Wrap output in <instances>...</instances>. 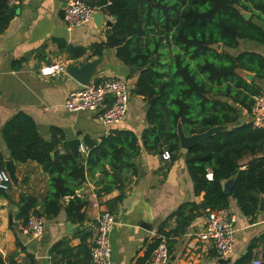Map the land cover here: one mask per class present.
I'll use <instances>...</instances> for the list:
<instances>
[{"label":"trees","instance_id":"trees-1","mask_svg":"<svg viewBox=\"0 0 264 264\" xmlns=\"http://www.w3.org/2000/svg\"><path fill=\"white\" fill-rule=\"evenodd\" d=\"M100 7L112 19V25L104 44L92 46V53L100 55L103 49L113 48L124 66L139 68L131 94L147 102V128L139 135L145 151L165 150L174 161L179 157L178 124L185 136L231 126L185 152L184 164L199 202L183 204L172 214L177 226L173 234L182 233L207 209L227 208L230 200L242 216L252 218L257 214L259 196H264V129L235 124L238 115L234 107L249 112L261 91L236 71L264 81V57L251 52L230 56L225 50L235 49L240 41L264 45V32L253 23L257 20L264 24V0H105ZM241 13L249 14V20H244ZM13 15L7 0H0V34ZM216 45H220L219 50ZM0 139L12 161L34 162L48 176L47 194L40 202L30 196L19 198L16 219L21 222L30 212L45 220L55 217L65 197L70 198L64 208L66 219L80 222L85 204L74 193L85 177L102 173L104 166L131 169L129 161L138 151L132 132L112 130L98 142L84 138L86 157H79L77 164L64 147V153L57 150L63 141L59 130L50 129L49 139L44 141L33 121L22 113L3 124ZM245 157L249 160L241 166ZM3 162L0 154V170ZM207 172L210 180L205 178ZM231 178L233 184L226 195L221 182ZM120 189V181L114 178L101 192ZM120 198L112 199L106 210L111 213ZM156 231L159 237L167 238L162 225ZM258 246L264 251V233L252 239L246 253L233 264H251L252 250ZM0 264L4 263L0 260ZM9 264L18 263L11 260ZM22 264L37 263L26 256ZM259 264H264V254Z\"/></svg>","mask_w":264,"mask_h":264},{"label":"crops","instance_id":"crops-1","mask_svg":"<svg viewBox=\"0 0 264 264\" xmlns=\"http://www.w3.org/2000/svg\"><path fill=\"white\" fill-rule=\"evenodd\" d=\"M66 1L12 0L13 3H9L7 0L14 15L0 34V130L15 114H25L44 141H48L50 129L62 133L63 141L57 147L59 153H64L63 147L69 153L64 145L67 140L75 139L82 146L84 138L98 142L112 130H125L137 137V155L129 161L131 169L112 170L104 166L102 173L86 176L74 193L85 204L82 220L71 223L66 219L64 208L70 198L65 197L60 200L55 217L45 220L37 238L16 231L18 201L21 196H30L40 202L47 194L48 176L34 162L20 164L13 161L17 186L11 185L3 196L0 195V260L4 264L11 260L22 264L25 257L30 256L37 264H90L88 248L95 219L101 211L108 209L112 199L120 195V201L111 211L115 217V225L108 235L111 264H146L159 237L156 229L160 225L168 233L165 239L169 254L167 264H224L221 260L233 264L246 253L251 240L264 233V211H257L252 218H247L242 216L233 200L229 201L227 209L235 217V223L232 249L225 258L218 257L210 244L196 239V234L203 228L205 214L190 221L182 233L173 234L177 226L172 214L183 204L199 202L184 164L186 151L179 148L177 159L162 161L161 152L142 148L139 135L147 128L144 120L147 102L131 95L138 72L130 77L129 68L116 59L113 48L103 49L100 55L92 53V46L104 44L112 25V19L100 9L105 0H82L101 18L99 22L94 23L91 19L84 26L71 30L66 29L61 18ZM253 23L264 32V24L257 20ZM225 52L230 56L251 52L264 57V45L240 41L235 49ZM90 62H96V66L89 84L111 78L127 83L129 107L116 127L101 125L95 113L64 110L68 93L81 87L66 72L51 78L37 75L40 67L50 63L62 64L67 70ZM236 73L264 91V81L254 80L253 75L242 71ZM247 75L252 76L250 81L246 79ZM234 108L238 115L235 124H249V112ZM225 127L228 130L231 126ZM0 154L4 161L11 160L1 139ZM248 160V157L243 158L240 165ZM114 178L120 181L121 189L103 194L101 189ZM228 180L233 184V178ZM226 181L221 182V187ZM260 197L264 204V196ZM252 254L253 258L260 259L264 251L258 246Z\"/></svg>","mask_w":264,"mask_h":264},{"label":"built area","instance_id":"built-area-1","mask_svg":"<svg viewBox=\"0 0 264 264\" xmlns=\"http://www.w3.org/2000/svg\"><path fill=\"white\" fill-rule=\"evenodd\" d=\"M9 3H13L9 0ZM95 10L82 0H67L62 8V22L67 30L82 27L91 21ZM66 68L59 63H50L40 67L37 75L40 77H55L65 74ZM128 87L126 81L118 78L103 80L97 84L81 86L68 93L63 108L68 113H95L97 121L103 126L116 127L125 118L128 108ZM249 124L252 129H264V91L260 92L249 110ZM62 153V152H60ZM78 155L85 159L86 151L78 146ZM162 161L169 160L167 151L160 153ZM205 178L211 179L209 172ZM11 186L6 172L0 170V191L6 192ZM205 222L202 230L196 234L200 242L208 243L218 257L225 258L231 252L233 245L235 217L227 208L205 210ZM45 218L30 212L26 221L15 224L16 231L31 238H37L43 229ZM115 225V217L107 210L101 211L96 219L94 234L91 239L88 256L90 264H111L110 244L108 235ZM157 244L150 253L146 264H167L168 249L165 238L158 237ZM251 264H259V258H253Z\"/></svg>","mask_w":264,"mask_h":264},{"label":"water","instance_id":"water-1","mask_svg":"<svg viewBox=\"0 0 264 264\" xmlns=\"http://www.w3.org/2000/svg\"><path fill=\"white\" fill-rule=\"evenodd\" d=\"M241 17L244 20H249L250 15L247 13H241ZM101 16L98 13H94L92 15V20L95 22H99ZM216 50H219L220 45H216ZM152 61V59H150ZM95 66L96 62H90V63H85L81 65L80 67H69L65 72L66 74L72 78L75 82H77L78 85L80 86H86L89 83L90 77L94 74L95 72ZM139 71V68H129V75L130 77H133V75ZM252 78L251 75H247L246 79L250 81ZM151 103V100L148 102V104ZM228 127L225 126H217V127H212L208 129L206 132L202 134H197V135H191V136H185L181 130L180 125H177L176 128V136H177V141H178V146L180 149L184 151H188L191 149L193 146L196 144L202 142L204 139L210 137L211 135H214L216 133L222 132L227 130ZM64 145L66 146L67 150L69 151V154L73 157L75 163H79V155H78V146L79 143L77 140L72 139V140H67L64 142ZM3 170L6 172L8 175L11 185L17 186V178L15 176V166L13 164L12 160H7L3 162ZM232 181L228 180L226 181L223 186H222V191L224 194L228 195L230 192ZM257 211L259 213H262L264 211V204H263V199L260 197L259 202H258V209ZM141 227H144L143 224H141ZM149 230V228H147ZM263 256V255H262ZM224 264H227L229 260H221Z\"/></svg>","mask_w":264,"mask_h":264},{"label":"rangeland","instance_id":"rangeland-1","mask_svg":"<svg viewBox=\"0 0 264 264\" xmlns=\"http://www.w3.org/2000/svg\"><path fill=\"white\" fill-rule=\"evenodd\" d=\"M132 96H134L133 94H131ZM129 97H130V95H129ZM129 97H128V107H129ZM127 111H128V108H127Z\"/></svg>","mask_w":264,"mask_h":264}]
</instances>
